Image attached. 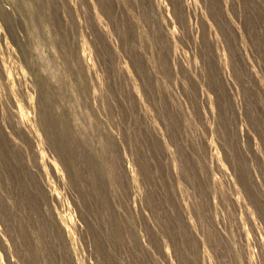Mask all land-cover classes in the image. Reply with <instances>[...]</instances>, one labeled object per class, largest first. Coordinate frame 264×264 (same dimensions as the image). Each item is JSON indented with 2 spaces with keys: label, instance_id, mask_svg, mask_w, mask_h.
<instances>
[{
  "label": "rangeland",
  "instance_id": "1",
  "mask_svg": "<svg viewBox=\"0 0 264 264\" xmlns=\"http://www.w3.org/2000/svg\"><path fill=\"white\" fill-rule=\"evenodd\" d=\"M0 264H264V0H0Z\"/></svg>",
  "mask_w": 264,
  "mask_h": 264
}]
</instances>
